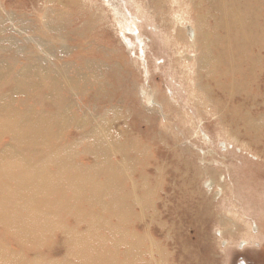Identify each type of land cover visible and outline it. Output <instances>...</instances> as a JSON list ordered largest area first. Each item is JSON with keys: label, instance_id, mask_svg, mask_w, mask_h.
Masks as SVG:
<instances>
[{"label": "rangeland", "instance_id": "obj_1", "mask_svg": "<svg viewBox=\"0 0 264 264\" xmlns=\"http://www.w3.org/2000/svg\"><path fill=\"white\" fill-rule=\"evenodd\" d=\"M205 2L0 0V98L8 96L17 110L57 111L77 120L48 133L56 137L54 148L67 145L76 152L78 166L98 165L89 155L92 147L82 153L93 129L101 147L109 146L106 161L127 166L136 185L152 181V164L164 170L153 183L155 200L144 206L148 214L153 208L155 218L134 226L145 227L165 248L156 255L161 264L166 258L172 264H264V239L257 238L264 235V50L256 61L258 106L222 95L216 76L200 74L197 64ZM245 4L264 12V0L236 5L241 10ZM28 66L46 77V93L35 89V79L20 85L16 77ZM92 73L102 90L87 84ZM245 116L260 126L248 129ZM7 143L3 137L0 149ZM136 165L147 177L132 172ZM131 180L123 189L131 188ZM207 180H213L210 187ZM138 185V197L126 200L121 191L116 197L140 211L145 199ZM169 227L171 239L177 234L172 245L162 237L161 228ZM249 233L255 237L247 238ZM5 237L15 247L13 237ZM243 239L250 244L242 248ZM167 247L171 252L164 254Z\"/></svg>", "mask_w": 264, "mask_h": 264}, {"label": "bare ground", "instance_id": "obj_2", "mask_svg": "<svg viewBox=\"0 0 264 264\" xmlns=\"http://www.w3.org/2000/svg\"><path fill=\"white\" fill-rule=\"evenodd\" d=\"M205 1L206 14L198 21L200 32L197 38L201 53L197 64L200 74L211 78L216 76L215 85L222 95L228 98L240 96L249 107H257L256 99L262 95L257 93L259 84L255 83V73L258 69L256 61L264 50V12L247 4L239 10L236 4L240 0H219V4L215 3L217 0ZM187 30L191 37L194 28L190 25ZM34 73L36 78L30 77ZM16 78L23 82L22 87L27 86L30 79H35V89L39 88L40 94L45 92L46 77L29 66ZM86 81L89 85H96V90H102V83L95 73ZM146 97L153 104L157 103L150 95ZM243 119L251 130L252 125L259 123L249 116ZM69 122L76 123L77 120L62 118L57 111L17 110L12 108L8 96L0 98V140L6 136L9 139V143L0 149V264H139L140 260L141 264H161L156 255L165 248L147 234L145 227L134 226L135 222L155 218L153 208L149 207L151 212L148 214V208L144 206L155 200L156 193L152 190L157 185L153 183L157 182V172L162 174L164 170L151 165L153 172L148 178L152 181L148 183L143 179L137 184L143 189L145 203L140 204V211L132 208L126 195L136 198L138 192L137 185L131 180V170L124 164L113 168L109 164L112 160L106 161L108 153L105 148L108 145L101 147L93 137L92 128L89 139H84L88 142L82 153L92 147L94 151L89 155L96 158L97 166H78L74 162L76 152L67 145L54 148L52 143L56 137L48 132L53 126ZM49 136L51 140L48 142ZM144 156L139 151L138 161L142 162ZM135 168L136 171L132 172L142 176L144 167L137 168L136 165ZM128 176L132 189H123ZM212 181H206L208 187ZM66 191H69L68 197ZM120 191L126 200L121 198L119 202L116 196ZM56 194L65 196L57 199ZM111 216L118 220L112 222ZM70 219L74 220L73 223ZM92 219L102 221L92 224ZM161 229L166 243H175L177 234L174 232L173 240L170 227ZM252 229L258 231L256 224ZM5 235L13 237L15 247ZM249 235L247 238L255 237ZM259 237L261 241L264 239L263 234L257 235ZM248 244L250 241L243 239L238 246L243 248ZM168 252L171 251L167 247L164 254ZM172 263L169 258L165 259L164 264Z\"/></svg>", "mask_w": 264, "mask_h": 264}]
</instances>
